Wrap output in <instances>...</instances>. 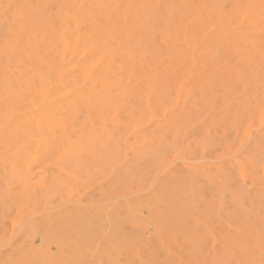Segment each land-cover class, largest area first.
Segmentation results:
<instances>
[{"label":"rangeland","instance_id":"obj_1","mask_svg":"<svg viewBox=\"0 0 264 264\" xmlns=\"http://www.w3.org/2000/svg\"><path fill=\"white\" fill-rule=\"evenodd\" d=\"M121 1L0 0V264H264V0Z\"/></svg>","mask_w":264,"mask_h":264},{"label":"bare ground","instance_id":"obj_2","mask_svg":"<svg viewBox=\"0 0 264 264\" xmlns=\"http://www.w3.org/2000/svg\"><path fill=\"white\" fill-rule=\"evenodd\" d=\"M121 2H122L121 0H38V7L33 12L34 15L40 16L43 19L44 12L47 11L48 7L53 3H56L58 8L60 9V12H58V14L56 15L58 19L62 18L64 11L71 12L72 16L70 18V23L75 25L77 29L75 32L74 45H77L79 43V45L83 48L85 58L91 60L97 59V63L93 64L91 69H93L95 66H97V64L102 62L103 64L100 66V68L104 72L111 66V61L117 58V54H118V50L114 49L113 46L117 44L118 38L120 37L119 27L121 22V11H120ZM61 9L64 11L61 12ZM27 10H29L30 12L29 8ZM29 12L28 15L34 17L33 13L32 12L29 13ZM62 59L65 60V58ZM104 60H106L107 62L106 61L103 62ZM36 122H39V120ZM37 124L40 126L39 123ZM262 253L263 251L261 252V254Z\"/></svg>","mask_w":264,"mask_h":264}]
</instances>
